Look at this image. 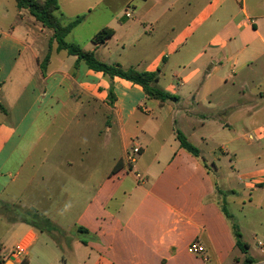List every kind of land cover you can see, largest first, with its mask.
Instances as JSON below:
<instances>
[{
    "label": "crops",
    "instance_id": "0c3cea01",
    "mask_svg": "<svg viewBox=\"0 0 264 264\" xmlns=\"http://www.w3.org/2000/svg\"><path fill=\"white\" fill-rule=\"evenodd\" d=\"M60 3V9L86 13L80 25L94 13L105 14L100 31L111 28L114 36L87 50L110 65L158 73L155 86L177 100L150 99L139 85L90 70L58 51L53 34L27 10L12 2L15 12L9 15L2 7L0 101L8 113L0 111V202L26 198L24 192L8 194L9 188L54 124L69 123L83 108L109 111L105 145L115 142L120 152L87 194L75 193L71 206L61 208L68 213L80 204L72 221L76 234L45 214L63 241L0 215V264H245L246 257L264 264V0ZM47 40L45 57L51 53L44 73L39 45ZM176 130L202 158L181 147ZM215 136L228 138L226 154L233 157L225 186L215 176L221 155L213 152L210 163L204 153ZM97 172L95 161L89 179ZM232 205L244 219L231 213ZM232 222L242 240L246 229L255 242L244 240L246 254L237 247ZM194 243L204 251L192 253ZM19 248L23 255L14 258Z\"/></svg>",
    "mask_w": 264,
    "mask_h": 264
},
{
    "label": "rangeland",
    "instance_id": "374dc122",
    "mask_svg": "<svg viewBox=\"0 0 264 264\" xmlns=\"http://www.w3.org/2000/svg\"><path fill=\"white\" fill-rule=\"evenodd\" d=\"M11 1L16 8L15 0H0V9L5 7L7 10L9 9V15H14L15 11ZM59 5L62 7L61 3ZM129 11L128 9L125 13ZM84 15L86 13L64 9H60L58 12L61 22L65 25L76 17ZM105 21V14L101 12L94 13L83 25L76 27L66 38V41L78 44L82 49L87 50L92 46L93 37L100 31ZM45 31L49 37H52V30L45 29ZM41 41L44 43L42 39ZM39 46L43 51L42 54H44L42 58V62H44L45 53L49 48V41H46L45 46L42 44ZM109 116V111L106 109L100 111L98 109L86 110L83 108L75 118L73 116L70 118L69 123L60 124V121H58V124H54L51 131L36 147V155L32 158L33 161L24 167L19 181L9 188L8 194L11 195L12 192V195H15L24 192L26 198H23L17 204L0 202V215H4L9 221L27 219L36 225L38 229H41L44 227L42 218H46V214L55 223L62 225L67 230L71 229V233L76 234L72 221L81 207L80 204L72 206V210L68 213L66 211L62 212V209L71 206L75 201V193H80L83 196L87 194L89 192L86 189L87 186H91L102 175L104 176L105 172L114 165L112 158L120 152L115 142L112 146L105 145L104 132ZM227 140L228 138L224 136H215L214 139L209 138L204 146L205 157L210 163L215 161L214 153L221 155L220 161L216 159L218 171H215L220 186L229 183V176L233 172L230 167V160H233V157L226 154V152L231 151L225 146ZM223 151L226 155H222ZM130 152L132 153V150ZM95 161L98 165V172L93 175V179H89V172ZM237 176L238 174H236ZM88 179L92 181L89 182ZM218 192H221V190L218 189ZM219 199L224 202L221 193ZM31 205L38 206L34 208L30 207ZM45 208L47 209L43 214ZM229 210L239 221L244 219L245 213L239 212L238 206L232 205ZM33 212H38L42 218L36 216ZM243 231L246 234L244 240L249 239L252 244L255 243L249 232L246 229ZM51 234L55 236L57 241H63L58 229H55V232ZM43 238H45L44 235Z\"/></svg>",
    "mask_w": 264,
    "mask_h": 264
},
{
    "label": "trees",
    "instance_id": "16d2710c",
    "mask_svg": "<svg viewBox=\"0 0 264 264\" xmlns=\"http://www.w3.org/2000/svg\"><path fill=\"white\" fill-rule=\"evenodd\" d=\"M17 7L22 10L25 9L29 14L35 18L36 21L42 24L44 28L53 31V39L58 43V51H66L68 55L77 57L78 62L84 61L88 68L92 71L102 73L104 76L114 79L119 77L121 79L132 82L133 84L139 85L143 88L147 97L150 99H156L162 103L167 101H175L176 97L171 94L157 88L155 83L158 79V73L155 72H140L134 68L124 69L119 64H107L100 61L94 51H87L80 47L78 44L68 43L66 38L71 34V32L82 23L84 17L78 16L69 24L65 25L61 22L58 12L60 11L59 0H15ZM114 30L111 28H105L98 32L92 39V43L96 46L105 45L114 36ZM50 53L46 56L44 62L41 63L42 71L45 73L46 66L50 60ZM116 96L114 94L113 88L109 91L108 100L110 105H113ZM0 111L3 113H8L6 106L0 101ZM176 137L180 142V145L187 152L195 157H200V151L196 148L187 137L182 134L179 130H176ZM122 162H118L113 169V173L118 172L121 169ZM222 192H219V194ZM222 210L229 220H232V215L229 213L227 208L222 205ZM36 216L41 217L38 212H33ZM42 218V217H41ZM44 227L42 231H47L52 233L57 229V227L47 218H42ZM13 222H25L31 223L27 219H17ZM34 225L33 223H31ZM36 227V225H34ZM232 228L234 236L236 238L237 247L246 254L248 251V244L243 242L242 234L240 232L239 226L232 222ZM22 264H28L27 261L22 262ZM245 264H253V259L246 257Z\"/></svg>",
    "mask_w": 264,
    "mask_h": 264
},
{
    "label": "built area",
    "instance_id": "2783aa9c",
    "mask_svg": "<svg viewBox=\"0 0 264 264\" xmlns=\"http://www.w3.org/2000/svg\"><path fill=\"white\" fill-rule=\"evenodd\" d=\"M190 251L192 253H202L204 251L203 247L199 246L198 244L194 243L190 246ZM23 249L19 248L13 254L14 258L20 257L23 255Z\"/></svg>",
    "mask_w": 264,
    "mask_h": 264
}]
</instances>
